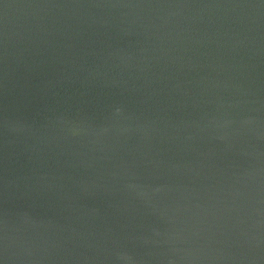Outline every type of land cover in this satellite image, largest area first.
<instances>
[{"label": "water", "instance_id": "1", "mask_svg": "<svg viewBox=\"0 0 264 264\" xmlns=\"http://www.w3.org/2000/svg\"><path fill=\"white\" fill-rule=\"evenodd\" d=\"M0 264H264V0H0Z\"/></svg>", "mask_w": 264, "mask_h": 264}]
</instances>
